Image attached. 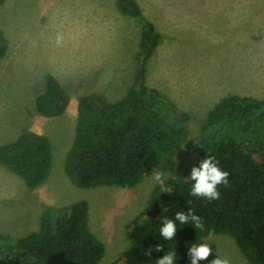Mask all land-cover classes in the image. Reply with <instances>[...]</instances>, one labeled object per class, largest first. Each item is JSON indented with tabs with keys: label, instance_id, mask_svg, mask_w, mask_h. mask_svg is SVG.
<instances>
[{
	"label": "trees",
	"instance_id": "16d2710c",
	"mask_svg": "<svg viewBox=\"0 0 264 264\" xmlns=\"http://www.w3.org/2000/svg\"><path fill=\"white\" fill-rule=\"evenodd\" d=\"M4 2L0 0V5ZM116 3L124 13L142 14L137 0ZM141 23V49L127 94L115 101L100 92L78 99L75 135L65 162L66 173L76 185L130 187L153 171L178 168L174 155L187 136L189 116L169 96L146 84V60L160 32L145 17ZM7 49L8 40L0 28V57ZM35 99L33 111L51 117L62 114L70 98L48 74L45 91ZM201 145L200 161L212 155L229 173L228 185L218 186L220 198L209 202L191 195V169L168 180L163 189L154 190L147 211L127 224L130 244L112 264H156L169 252H175L174 264H190L189 247L218 233L231 235L251 264H264V98H222L208 112ZM52 163L49 138L34 130L24 129L17 138L0 144V165L30 187L46 180ZM189 209L201 217L203 230L175 221L177 212ZM88 214V201L81 199L64 208L47 207L39 229L25 236L0 233V264H98L105 246L90 230ZM165 217L177 226L172 240L159 234ZM157 244L162 251L144 254Z\"/></svg>",
	"mask_w": 264,
	"mask_h": 264
},
{
	"label": "rangeland",
	"instance_id": "374dc122",
	"mask_svg": "<svg viewBox=\"0 0 264 264\" xmlns=\"http://www.w3.org/2000/svg\"><path fill=\"white\" fill-rule=\"evenodd\" d=\"M138 1L147 8V0ZM237 2L238 5L244 4L238 7L240 18L236 23L237 33L234 26L226 29L225 25L229 22L219 23L224 26L214 33L213 48L224 50L227 40L221 41L220 37L228 36V48L236 52L237 39L241 45L239 48L237 46V50L245 51L248 55L251 52L250 38H245L252 35L254 80L250 85L253 88L237 82L238 88L234 91L264 98V90H261L264 85L257 79L264 75V68L259 64L264 63V0ZM88 15L93 19L102 15L108 20L104 29L111 36L108 47L109 72L119 67L116 60L124 66V73L120 75L113 72L108 78L98 74L102 77V86H97L95 71L88 68L87 75L81 71L84 69V58L80 56L84 52L83 21ZM141 17L144 15L122 12L115 0H5L0 5V28L8 40V49L0 57V144L17 138L24 129H31L49 138L53 159L46 180L37 187L28 186L17 173L0 165V233L15 238L25 236L39 229L47 207L64 208L85 199L89 204V228L105 246L104 256L98 264H112L129 246L127 224L147 211L154 190L160 186L152 179V174L143 176L130 187L116 184L82 187L67 175L65 162L75 135L79 97L93 93L95 89L107 92L108 101L127 94L133 81L129 67L134 66V52L140 47ZM58 35L62 38L60 43L56 42ZM245 40L246 46L243 45ZM205 44L208 49L207 35ZM26 52L33 53V56L24 58ZM75 62L78 69L76 74L71 71L76 67ZM50 64L55 68H50ZM238 66L237 77L242 80L241 63ZM50 72H56L70 99L62 114L48 117L34 112L33 108L35 96L46 89L45 78ZM257 85L260 89L256 88ZM260 90L262 97L258 94ZM207 115L196 110L189 112L185 123L187 136L174 155L178 168L159 171L164 174V184L199 163L201 130ZM200 242L210 243L212 249V254L201 264H209L215 254L228 258L231 264H251L229 234H211Z\"/></svg>",
	"mask_w": 264,
	"mask_h": 264
},
{
	"label": "crops",
	"instance_id": "0c3cea01",
	"mask_svg": "<svg viewBox=\"0 0 264 264\" xmlns=\"http://www.w3.org/2000/svg\"><path fill=\"white\" fill-rule=\"evenodd\" d=\"M138 3L144 17L151 20L160 32L158 44L146 64V84L149 87L156 88L169 96L188 114L191 110L207 114L215 104L229 95L252 96L248 93L238 94L234 91L238 88L237 82L253 88L250 85L254 80L252 35L245 38H250L251 52L248 55L245 51L237 50V46L238 48L241 46L237 39L236 52L232 51L231 47L228 48V36L220 37L221 41L227 40L224 50L213 48L214 33L224 26L219 23L229 22L225 25L226 29L234 26L235 34L237 33L236 23L240 18L238 7L241 8L244 4L238 5L237 0H147V8H145L142 3L139 1ZM88 17L89 15L83 21L85 33L82 47L84 52L83 56H80L84 58V69L81 71L86 75L89 74L88 68L95 71L94 75L98 76L97 86H102L103 81L100 76L105 75L109 78L113 72L118 75L123 74L124 66L116 60L119 67L109 72L108 47L111 43V36L108 30L104 29L108 20L102 15L94 19ZM206 35L209 39L208 49L205 44ZM243 45H247L246 40ZM140 47L134 52V66L129 67L133 81L135 56L140 51ZM32 56L33 53L26 52L24 58ZM238 63H241L240 69L244 74L242 80L237 77ZM259 64L264 68L263 62ZM74 65L76 66V62ZM49 66L55 68V65L50 64ZM71 71L76 74L77 66ZM55 73L48 74L53 75L59 81ZM257 79L264 85V75L258 76ZM256 88L260 89L259 85ZM92 92H100L106 98L108 96V93L102 89H95Z\"/></svg>",
	"mask_w": 264,
	"mask_h": 264
},
{
	"label": "clouds",
	"instance_id": "9594fccd",
	"mask_svg": "<svg viewBox=\"0 0 264 264\" xmlns=\"http://www.w3.org/2000/svg\"><path fill=\"white\" fill-rule=\"evenodd\" d=\"M61 37L58 35L56 42L60 43ZM229 173L226 170H222L218 166V162L215 157L207 154L204 159L199 162L198 166H193L190 170L189 178L194 182L191 187V195L202 197L207 199L209 202L218 200L220 198V192L218 186L223 184L228 185ZM152 179L157 182L161 188H164V174L159 171H153ZM175 221H179L181 225L191 224L195 229H204V222L201 217L195 214L191 209L185 212H177L175 214ZM174 220L164 218L159 234L165 240H172L177 231V226ZM210 243H193L188 249V256L190 258V264H199L202 260H207L212 249L209 246ZM160 252L163 248L157 244L153 249L149 246L145 250L144 254L151 256L152 251ZM175 252H169L164 254L162 258L156 260V264H174ZM209 264H231L228 258H222L215 254V258L209 261Z\"/></svg>",
	"mask_w": 264,
	"mask_h": 264
}]
</instances>
